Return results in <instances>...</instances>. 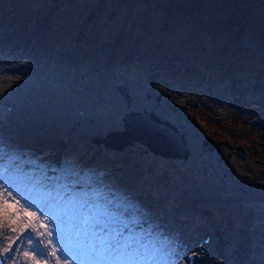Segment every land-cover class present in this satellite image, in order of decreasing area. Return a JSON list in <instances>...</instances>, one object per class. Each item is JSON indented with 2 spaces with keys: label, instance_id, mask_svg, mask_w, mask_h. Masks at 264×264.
<instances>
[{
  "label": "rangeland",
  "instance_id": "rangeland-1",
  "mask_svg": "<svg viewBox=\"0 0 264 264\" xmlns=\"http://www.w3.org/2000/svg\"><path fill=\"white\" fill-rule=\"evenodd\" d=\"M4 1L0 2V141L22 159L17 169L21 174L0 176V181L31 179L28 154L42 156L45 162L55 159L47 164L53 170L48 172L50 178L62 166H75L101 177L142 209L171 242L162 245L166 254L171 255L168 248L178 249L168 264L177 259L185 264L186 255L196 252L205 233L212 240L205 247L208 255L198 264H264V197L249 192H263L254 188L257 171H264V79L241 83L230 76L197 78L204 63L220 70L218 66L224 65L216 59L240 47L252 49L259 59L264 55V3L138 0L187 20L188 27L166 23L159 14L154 17L157 23L137 39L124 36L120 29L124 16L131 15L121 8L124 1L109 9L97 4L83 9L75 0L67 8L51 7L50 12L48 3L36 10H16L17 2ZM155 70L157 79L162 76L158 81ZM164 79L169 81L161 85ZM182 82L190 89L179 91L175 85ZM119 84L131 99L128 105ZM257 90L262 92L259 97ZM158 93L156 102L153 96ZM149 109L156 117L179 124L189 148L185 161L154 157L137 142L114 151L90 141L121 130L126 112ZM201 133L226 144L234 138L236 145L249 148L243 156L228 159L230 168L224 162L222 172L227 176L222 180L219 169L209 171L213 179L203 176L204 162L214 158L202 152ZM194 199L201 201L197 208L192 207ZM110 207L121 217L130 218L136 211L119 199ZM177 207L182 209V225L169 217Z\"/></svg>",
  "mask_w": 264,
  "mask_h": 264
},
{
  "label": "snow or ice",
  "instance_id": "snow-or-ice-1",
  "mask_svg": "<svg viewBox=\"0 0 264 264\" xmlns=\"http://www.w3.org/2000/svg\"><path fill=\"white\" fill-rule=\"evenodd\" d=\"M20 159L0 141V175H20ZM27 161L31 179L0 181V264H168L178 255L174 246L166 254L171 242L158 225L101 177L62 166L50 178L44 157ZM117 199L136 209L132 217L110 207Z\"/></svg>",
  "mask_w": 264,
  "mask_h": 264
},
{
  "label": "trees",
  "instance_id": "trees-1",
  "mask_svg": "<svg viewBox=\"0 0 264 264\" xmlns=\"http://www.w3.org/2000/svg\"><path fill=\"white\" fill-rule=\"evenodd\" d=\"M4 0H0V2H3ZM12 1V0H9ZM16 3V10H36L41 6H47L46 4L48 3L49 9L46 12H50L51 7H58L61 8L62 5L68 6L69 2H75V0H13ZM122 1L123 4L121 3ZM6 3L4 1L1 4ZM79 4L81 8L86 9L88 7L94 6V5H99L101 9L105 8H111L112 6H116V4H122L121 8L125 9L126 11L128 10L131 15L124 16V19L121 21V27L122 32L124 36L126 34L130 37L133 36L137 39H140V34L147 30L148 26H151L152 24H156L157 22H154V17L158 16L159 14H163L165 22L171 24V23H176L180 25H185V27H188L187 20H183L182 18L176 17V15L172 12H165V9L159 8V6L155 4H151L148 1L143 3L139 2L138 0H80ZM25 6V7H24ZM2 7V6H1ZM6 7V6H5ZM2 7V8H5ZM62 9V8H61ZM162 11V12H161ZM191 25H189L190 27ZM190 29H194V27H190ZM189 29V30H190ZM132 37V38H133ZM236 48H233L232 52H235ZM256 53L252 52V49L246 48V47H240L238 48L237 52L234 54H227L225 58L220 59L217 58L216 62H220V64H223V66H218L220 67V70H215L213 68H210V65L208 63H204L202 66H205L206 68H203L202 71L197 73V78L198 81L201 79H206L208 78L207 75L211 76L212 78L213 75L215 76H230L234 80H239V82L244 83L246 81H254V77H261L264 79V55L259 59L257 58ZM188 71V69H187ZM155 76V81L159 80V78H162L160 76L157 79L156 74L158 73V70L152 71ZM206 76V77H204ZM190 77H186V79H189ZM196 79V78H193ZM167 79L161 80L160 83L163 85V82H165ZM220 83V82H219ZM186 84V83H185ZM221 84V83H220ZM247 86V84H244ZM178 86L179 91H183L185 88L190 89L189 83L186 85L182 83L175 85ZM187 86V87H185ZM194 86V85H193ZM200 86V84H198ZM203 88H207V86H203ZM197 89L195 88V91ZM262 94L261 90H257V96L259 97ZM254 100H257V98H251Z\"/></svg>",
  "mask_w": 264,
  "mask_h": 264
},
{
  "label": "water",
  "instance_id": "water-1",
  "mask_svg": "<svg viewBox=\"0 0 264 264\" xmlns=\"http://www.w3.org/2000/svg\"><path fill=\"white\" fill-rule=\"evenodd\" d=\"M117 88L128 105L131 99L125 86L118 85ZM159 97L160 95H157L155 99L158 101ZM122 120V130L109 131L105 136L94 137L91 141L96 145L103 144L112 150H122L128 145L138 142L145 145L154 154L165 158H187L189 150L185 143L184 134L176 126L158 119L152 111H129L123 115ZM203 143L211 149L219 145V143H212L209 138H205Z\"/></svg>",
  "mask_w": 264,
  "mask_h": 264
},
{
  "label": "flooded vegetation",
  "instance_id": "flooded-vegetation-1",
  "mask_svg": "<svg viewBox=\"0 0 264 264\" xmlns=\"http://www.w3.org/2000/svg\"><path fill=\"white\" fill-rule=\"evenodd\" d=\"M230 138H232V135H231ZM216 140H219V139H216ZM229 140H230L229 143L231 145H235V146H238L239 145L241 148H238V150L236 152H232V153H229L227 151V150H230L232 147H227L226 145H219L218 147H216L214 150H211V151L204 150L205 152H208L214 158V162H212V161L209 162L207 164V166H205L203 168L204 176L206 178L209 179L210 177H212L211 176V173L209 172L210 170L219 169L220 178L222 180L223 177L227 176V173H224L223 174V172H222V169L225 167L224 166V162H226V164H228V159L231 156L241 157V156H243L246 153L247 150H249V148L246 149L245 147H243L238 142H237V145H236V142H235V139L234 138L229 139ZM237 153H238V155H237ZM230 167H231V165L228 164V168H230ZM215 173L217 174L218 171H216ZM257 174L258 175H256V177H257V180L258 181L256 182L257 183V186L254 189L262 190L263 192H255V191H249V192H250V195H254L255 193H257V194L262 195L264 197V185L261 186L264 183V182L261 181V180L264 181V171H257ZM212 179H213V177H212ZM243 179H244V177H243ZM242 181L243 180H240L238 182H242ZM253 197L255 198V197H258V196L255 195ZM263 202H264V199H263Z\"/></svg>",
  "mask_w": 264,
  "mask_h": 264
},
{
  "label": "bare ground",
  "instance_id": "bare-ground-1",
  "mask_svg": "<svg viewBox=\"0 0 264 264\" xmlns=\"http://www.w3.org/2000/svg\"><path fill=\"white\" fill-rule=\"evenodd\" d=\"M251 1H254V2H261V3H264V1H258V0H251ZM239 3V2H238ZM253 9H255V8H253ZM221 16V15H220ZM224 18L225 17H227V15L225 14L224 16H223ZM223 19V18H222ZM1 94V93H0ZM23 109H24V111H25V107H23ZM27 111H28V109H27ZM3 128V127H2ZM4 129V128H3ZM8 138H10L9 140L10 141H14L15 140V138L16 137H14V136H12V135H10V136H8ZM4 141V140H3ZM7 141V140H6ZM6 141H4V143H6ZM7 143H9V141H7ZM14 146V145H13ZM55 163V159H50V160H47V164L49 163V164H51V163ZM47 171L48 172H53V170H52V167L51 168H49V166H48V169H47ZM18 178V177H17ZM16 180H18V179H16ZM201 203V202H200ZM69 264H70V262H69Z\"/></svg>",
  "mask_w": 264,
  "mask_h": 264
}]
</instances>
